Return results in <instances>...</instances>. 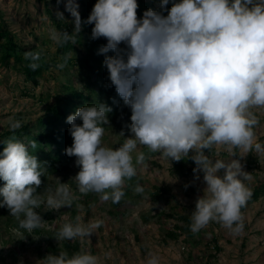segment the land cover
Here are the masks:
<instances>
[{"label": "clouds", "instance_id": "1", "mask_svg": "<svg viewBox=\"0 0 264 264\" xmlns=\"http://www.w3.org/2000/svg\"><path fill=\"white\" fill-rule=\"evenodd\" d=\"M78 9L77 0H66L74 31L51 28L50 38L60 45L75 44L83 24L94 25L91 39L107 41L97 54L104 56L108 80L132 113L125 126L131 136L115 149L102 143L112 111L107 104H86L67 117L73 142L65 153L76 157L79 171L72 181L78 192L119 203L125 182L137 175V165L146 159L140 152L134 163L132 153L142 145L169 161L191 159L195 180L203 173L206 187L192 212L193 233L216 222L240 234L242 208L251 196L244 183L250 176L241 161L252 152L264 157V144L256 134L257 113L264 110V0H161L159 11L149 8L142 17L138 0H96L86 21ZM56 15L64 20L63 12ZM25 59L35 70L40 53L26 52ZM10 127L15 131L21 124L14 121ZM120 135L125 137L123 131ZM3 143L0 208L9 210L19 229L31 233L43 225L36 211L42 204L58 211L71 208L78 197L69 183L60 181L55 189L46 187L42 199L37 189L44 169L29 151L36 141L25 144L12 136ZM221 151L228 159L220 158ZM134 191L142 194L144 189L137 184ZM103 223H83L79 215L74 223H64L54 237L60 242L79 239L80 251L71 256L66 251L48 254L36 264H98L83 244ZM104 255L110 258L111 252ZM146 264H160V257L149 252Z\"/></svg>", "mask_w": 264, "mask_h": 264}, {"label": "rangeland", "instance_id": "2", "mask_svg": "<svg viewBox=\"0 0 264 264\" xmlns=\"http://www.w3.org/2000/svg\"><path fill=\"white\" fill-rule=\"evenodd\" d=\"M81 2L77 0L79 11L82 8ZM160 2L145 0L142 6L145 9H159ZM65 4L66 0L59 4L57 0H0V19L2 16L8 22L17 41L36 44L49 58L57 49V43L50 38L51 28L59 31L54 16L57 17L59 11L64 13L65 19L72 18L65 10ZM83 75L72 64L68 69L45 70L39 78V84L34 87L32 83L24 81L21 71L0 63V131L11 128V122L19 121L22 124L44 115L49 102L64 96L62 89L68 84L67 81H82ZM99 76L97 73L95 78ZM102 77L105 86L102 90H99V85L95 86V103L105 104L110 95L117 103L115 87L110 85L106 74ZM119 107L120 114L108 113L110 124L104 126L102 138L103 145L113 149L119 148L124 139L131 136L125 127L131 123V110L124 101ZM257 115L260 125L256 134L259 142L264 144V110ZM122 131L125 137L120 135ZM140 152L146 157L143 165H137L136 178L140 183L136 178V184L132 187L128 181L125 182V196L120 205L110 200L101 201L96 193L80 194L72 181L79 171L75 164L76 157L65 161L59 170L45 178V187L42 189L41 186L42 190L38 193L42 199H46V187L55 189L61 181L70 184L78 199L71 208L63 207L58 211L46 210L42 204L36 211L41 215L43 225L38 228L39 233L33 230L28 232L29 236L19 229H5L6 219L0 216V264H36L37 260L48 254L59 255L63 241H58L54 235L64 223H74L78 215L83 223L94 219L104 221L102 227L91 235V241L85 240L83 244L87 251L97 256L98 264H146L149 252L160 257V264H264V196L244 211V228L240 234L231 232L219 223L210 222L198 233L184 232L177 239L168 238L167 231L173 228L177 218L161 217L160 213L162 209L169 208L167 202L171 196L165 194L159 200H154L150 194L152 186L158 184L171 188L178 195L179 208L186 207L187 212H190L206 187L203 173L200 174V180H195L194 174L180 176L173 170L174 160L169 161L160 153L150 152L142 145H138L132 153L134 163ZM205 154L215 162L216 157L211 152L205 150ZM258 157V166L248 164V155L241 161L243 171L250 176V179L244 181L250 192L258 179L264 177V157ZM220 158L228 159L227 153L221 151ZM220 174L223 175V170ZM137 184L144 186L142 194L134 191ZM48 237H51L53 246H48ZM213 237H216L222 248L215 257V252H210L206 244L213 243ZM107 252H111L110 258L105 257L104 253ZM73 253L71 251L69 255Z\"/></svg>", "mask_w": 264, "mask_h": 264}, {"label": "trees", "instance_id": "3", "mask_svg": "<svg viewBox=\"0 0 264 264\" xmlns=\"http://www.w3.org/2000/svg\"><path fill=\"white\" fill-rule=\"evenodd\" d=\"M161 1V0H156ZM145 0H138L139 9L138 15L143 16L145 9L142 5ZM96 0H82L80 14L82 21H86ZM171 5H168L170 9ZM153 10L159 11L153 7ZM167 15V13H165ZM56 27L59 31L66 30L70 34L74 31V18L59 20L54 16ZM94 25L83 24L82 31L76 36L77 43L72 44L71 42L63 45L57 44L56 52L51 57H46L42 53V50L34 43H23L17 41L15 34L11 30L8 22L1 16L0 19V63L8 67H15L24 74V81L26 83H32L35 87L39 84V78L45 70H60L62 68H69V66L75 65L77 70L84 74L82 81L73 82L72 80L67 81L62 92L64 96H60L55 102H49L46 106V112L44 115L37 117L34 120L24 122L21 127L13 131L11 128L0 131V153L3 152L6 141L12 136H15L18 140H21L25 144H29L32 141H36V148H29L30 154L35 155L38 161L41 163V167L44 169V175L41 176L42 189L45 187L44 180L52 172H56L61 168L65 161H68L71 157L67 156L65 149L71 146L73 140L69 133L70 124L66 122L67 117L74 114L75 111L85 106L86 104H94V90L96 85H99V90H102L105 86V81L102 75L106 74L108 79V73L102 66L104 56L98 55L97 50L102 44H106L107 41L104 38L100 40L91 39V29ZM123 47V45H121ZM39 52L40 59L36 61L39 67L33 70L29 65L32 63L31 60L25 59L26 52ZM108 55H114L110 52ZM63 64L64 66L58 67ZM84 70V72L82 71ZM99 73L100 76L95 78V75ZM108 82H110L108 80ZM111 85V84H110ZM109 85V86H110ZM111 87V86H110ZM109 88V87H108ZM28 92V91H27ZM117 93V92H116ZM118 102L113 101V96L110 95L105 104L112 108L110 114H120L119 105L123 102L122 98L118 96ZM97 104V103H96ZM98 105V104H97ZM78 124L82 125V121H77ZM191 155V153H190ZM250 166H258L259 157L253 152L248 154ZM196 167L195 163L191 159L185 157L179 162L174 161L173 170L180 176L187 177L194 174L193 169ZM137 176V175H136ZM133 177L131 180H127L130 187L136 184L138 179ZM134 178L137 180L134 181ZM140 183V182H139ZM4 181L0 180V187H3ZM41 186L37 189V192L41 191ZM144 189V186H141ZM151 198L159 200L163 195L168 194L171 199L168 200L169 208L162 209L160 216L169 217L174 216L177 218V222L173 228L167 231L166 237L171 239H177L181 233L194 234L191 231L190 225L192 223L191 216L195 210V205L192 207L190 212H187L186 207L179 208V199L176 192H173L168 186H162L154 184L151 189ZM264 196V177L258 179V183L254 186L251 191V196L247 201V204L242 208V214L248 208V206L254 202H257L261 197ZM2 199V197H0ZM173 201V203H172ZM120 205L121 203H115ZM0 216L6 219L7 227L5 229L18 230V221L10 216L7 208H0ZM23 233L28 234L26 230L19 229ZM39 229H35V233ZM41 233V232H40ZM29 236V234L27 235ZM213 243H206L210 252H215L213 257L217 256L218 252L222 250L216 237L212 238ZM48 246H53L51 237H48ZM80 240L63 241V248L59 251H66L68 253L80 251Z\"/></svg>", "mask_w": 264, "mask_h": 264}]
</instances>
